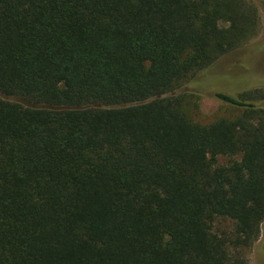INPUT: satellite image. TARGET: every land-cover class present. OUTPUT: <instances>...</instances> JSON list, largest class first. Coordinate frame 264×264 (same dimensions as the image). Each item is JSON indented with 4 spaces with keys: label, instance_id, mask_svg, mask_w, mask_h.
Here are the masks:
<instances>
[{
    "label": "trees",
    "instance_id": "1",
    "mask_svg": "<svg viewBox=\"0 0 264 264\" xmlns=\"http://www.w3.org/2000/svg\"><path fill=\"white\" fill-rule=\"evenodd\" d=\"M259 29L250 0H0V264H248L264 92L210 124L177 92Z\"/></svg>",
    "mask_w": 264,
    "mask_h": 264
},
{
    "label": "rangeland",
    "instance_id": "2",
    "mask_svg": "<svg viewBox=\"0 0 264 264\" xmlns=\"http://www.w3.org/2000/svg\"><path fill=\"white\" fill-rule=\"evenodd\" d=\"M258 9V35L241 48L221 57L212 67L183 84L177 94L184 97V111L195 122L210 124L217 118H234L235 109L214 99L217 93L237 96L243 92H264V0H250ZM12 101L21 102L19 99ZM228 159H220L227 165ZM219 228H231V223H220ZM248 264H264V223L257 242L247 252Z\"/></svg>",
    "mask_w": 264,
    "mask_h": 264
}]
</instances>
